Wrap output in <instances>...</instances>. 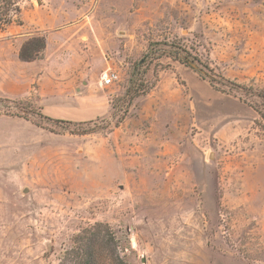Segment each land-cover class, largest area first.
Masks as SVG:
<instances>
[{
  "label": "rangeland",
  "instance_id": "obj_1",
  "mask_svg": "<svg viewBox=\"0 0 264 264\" xmlns=\"http://www.w3.org/2000/svg\"><path fill=\"white\" fill-rule=\"evenodd\" d=\"M18 6L1 24L35 10L47 33L25 43L53 35L54 53L75 64L61 96L76 102L58 119L0 99V114L40 125L37 147L0 174V264H60L86 235L113 240L128 264H264V0ZM6 36L0 57H13ZM171 45L215 84L150 52ZM110 73L118 79L102 85ZM141 79L148 92L133 97Z\"/></svg>",
  "mask_w": 264,
  "mask_h": 264
},
{
  "label": "crops",
  "instance_id": "obj_2",
  "mask_svg": "<svg viewBox=\"0 0 264 264\" xmlns=\"http://www.w3.org/2000/svg\"><path fill=\"white\" fill-rule=\"evenodd\" d=\"M32 13L35 20L28 22L23 18L20 25H11L6 31L0 32V35H7L5 38L11 40L15 50L13 57H0V99L30 102L40 107L49 117L70 118L75 116L76 100L73 96L61 94L66 95L74 88L75 78L69 77V70L74 73L75 64L68 57H59L58 53H54L53 35L46 36L43 57L30 62L22 61L19 57L26 38L33 34L47 33L43 30L44 21L38 19L35 10L32 9ZM64 77L67 82L63 81ZM83 113L87 114L86 111ZM37 132L38 127L29 120L0 114V174L13 171L16 160L20 161L23 155L27 156L24 154L25 149L37 147Z\"/></svg>",
  "mask_w": 264,
  "mask_h": 264
},
{
  "label": "trees",
  "instance_id": "obj_3",
  "mask_svg": "<svg viewBox=\"0 0 264 264\" xmlns=\"http://www.w3.org/2000/svg\"><path fill=\"white\" fill-rule=\"evenodd\" d=\"M19 0H0V15L5 14L10 11L12 7H15V12L17 13V16L21 13V7L18 6ZM1 11H4L1 13ZM1 19H0V32H4L7 30L9 26L12 25V22L8 21L5 23V25L1 24ZM17 25H20L21 22L18 20L16 22ZM155 46L158 47V44ZM40 48V49H37ZM46 48V39L44 37H40L35 39V42L33 41L32 43L27 42L25 43L19 53V57L21 58L22 61L30 62L33 60H36L40 57H43L40 55V52H43ZM168 49H158L154 48L153 46L150 47V52L151 54H156L160 52L161 57L165 56L166 58H171L174 61H178L179 63L183 64L184 66L194 70L195 72H198L204 79H207L212 85L215 84V77L213 76L212 71L202 63V61L199 59V57L193 55L188 49L186 48H180V47H175L174 45H171L167 47ZM36 49L38 51H36ZM143 64V63H142ZM146 71H144L143 74H145ZM223 80V79H222ZM138 88L135 87V89H138L139 92L141 91L140 94H138V91H134L136 96H141L145 95L148 92V87L145 85L144 80L141 79L139 80ZM222 83V82H221ZM220 86V83H217ZM223 86V84H221ZM244 88V87H243ZM243 90V89H242ZM249 91V92H247ZM245 90L246 94L251 93L253 90ZM254 96V95H252ZM258 96V95H257ZM132 97V99H133ZM262 99H264V96H259ZM6 102H10L12 104H20L19 102H14L10 100H4ZM22 117L26 120H29L26 117ZM43 119L51 121L50 118L43 117ZM56 123H63L62 121H55ZM37 125V124H36ZM40 127V125H37ZM78 239V240H76ZM75 242L77 246L70 251H67L65 253V256L63 257L62 261L60 264H101L104 260H110V264H128L126 261H124V258L120 257L117 252L115 251V246L113 240H105V238L102 241H99L97 235L93 236H88L86 235L85 237H77ZM100 242V243H99ZM98 244H103L106 249V254L103 255V253H99L96 251L95 247ZM114 246V248H111ZM110 248V249H109ZM102 260V261H101ZM103 264V263H102Z\"/></svg>",
  "mask_w": 264,
  "mask_h": 264
},
{
  "label": "built area",
  "instance_id": "obj_4",
  "mask_svg": "<svg viewBox=\"0 0 264 264\" xmlns=\"http://www.w3.org/2000/svg\"><path fill=\"white\" fill-rule=\"evenodd\" d=\"M118 79V76L114 73H110L106 75V78L102 81V85H110L113 84Z\"/></svg>",
  "mask_w": 264,
  "mask_h": 264
}]
</instances>
